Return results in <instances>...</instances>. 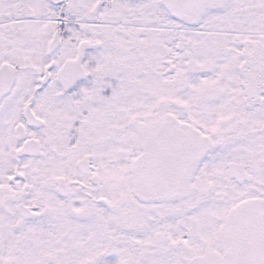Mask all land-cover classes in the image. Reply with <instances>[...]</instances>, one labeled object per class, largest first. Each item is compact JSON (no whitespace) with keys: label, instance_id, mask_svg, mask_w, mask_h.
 Returning a JSON list of instances; mask_svg holds the SVG:
<instances>
[{"label":"snow or ice","instance_id":"snow-or-ice-1","mask_svg":"<svg viewBox=\"0 0 264 264\" xmlns=\"http://www.w3.org/2000/svg\"><path fill=\"white\" fill-rule=\"evenodd\" d=\"M0 264H264V0H0Z\"/></svg>","mask_w":264,"mask_h":264}]
</instances>
